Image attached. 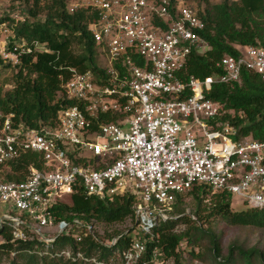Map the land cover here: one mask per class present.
I'll list each match as a JSON object with an SVG mask.
<instances>
[{"label":"built area","instance_id":"built-area-1","mask_svg":"<svg viewBox=\"0 0 264 264\" xmlns=\"http://www.w3.org/2000/svg\"><path fill=\"white\" fill-rule=\"evenodd\" d=\"M18 6L7 12L10 20L0 22V57L12 65L25 53L43 50L37 41L10 43L13 26L30 17ZM66 9L96 14L88 29L107 75L100 81L90 70L72 69L61 98L74 103L58 110L54 125L32 128L0 111V166L26 152L38 153L43 162L41 168L30 165L21 180L0 176V202L10 207L9 213L0 211V224L10 226L12 240L36 237L49 244L59 234L80 240L95 231L93 220H57L52 214L76 186L99 198L126 193L136 198L137 235L118 261L91 258L95 264H138L146 250L143 235L173 218L177 195L196 185L264 209V140L237 135L235 126L219 119L221 104L206 96L215 82L240 81L243 69L264 78V48L239 46L238 55L225 54L216 62L222 72L183 80L190 55L210 48L202 34L205 22L192 3L66 0ZM105 114L117 118L104 121ZM115 242L112 237L104 243ZM60 254L89 260L81 252L73 256L69 248Z\"/></svg>","mask_w":264,"mask_h":264},{"label":"trees","instance_id":"trees-1","mask_svg":"<svg viewBox=\"0 0 264 264\" xmlns=\"http://www.w3.org/2000/svg\"><path fill=\"white\" fill-rule=\"evenodd\" d=\"M14 1H18V7L27 11L30 17L13 26L14 36L10 43L22 39L28 43L37 41L43 50L25 53L18 64L12 65L17 68L12 77V87L3 90L0 86V111L12 113L15 123L32 128L51 126L55 124L58 110L74 103L65 96L61 98L64 95L63 83L72 69L90 70L100 81L105 80L107 73L105 68L99 66L98 46L88 29V23L96 20V14L85 9L70 13L66 9V0ZM200 1L204 3L202 10H199L205 22L202 34L210 48L204 54L193 52L190 55L181 74L183 80L222 72L216 62L225 54L238 55L239 46L264 48V0ZM4 20H10L8 13L0 16V22ZM77 45L81 47L80 51L76 50ZM132 59L141 63L138 56ZM206 96L221 104L219 119L235 126L237 135L264 140V78L260 74L243 69L240 81L215 82L206 91ZM101 118L110 121L117 116L105 114ZM30 165L42 167L38 153L26 152L16 161L0 166V176L5 180H21ZM187 192L192 193L197 201L195 216L184 211L183 194ZM187 192L177 195L173 204V218L160 221L150 233L143 235L146 250L138 264L143 261L164 264L166 260H172L173 264H191L185 263L183 258H198L200 255L194 249L185 252L186 246H198L204 237L207 238V257L216 264H233L236 258L234 254L239 255L245 264H251L253 260L264 264V249L255 246L244 247L234 243L223 255L217 233L211 226L217 220H222L228 224L264 227V209L246 206L233 210L231 202L234 199L230 193L212 191L203 184ZM209 194V201L203 203ZM135 201L132 193L114 196L110 200L86 195L82 187L76 186L66 198L52 207V214L57 220L71 221L79 216L85 222L93 220L95 223L111 224L130 218L133 225L124 231L111 233L87 231L80 240L72 235L59 234L52 243L46 244L36 237L26 241L12 240L10 226L2 223L0 264L3 255L7 256L8 264H95L91 258L97 263L116 262L137 235L133 213ZM180 221L187 223V227L177 231L175 226ZM206 223H209L208 227L203 226ZM112 237H116V242L106 245L105 240ZM63 248H69L73 256L81 252L89 260L66 257L60 254Z\"/></svg>","mask_w":264,"mask_h":264},{"label":"rangeland","instance_id":"rangeland-1","mask_svg":"<svg viewBox=\"0 0 264 264\" xmlns=\"http://www.w3.org/2000/svg\"><path fill=\"white\" fill-rule=\"evenodd\" d=\"M212 2H218L220 0H210ZM198 10H202L204 3L200 0H192L190 1ZM17 2L14 0H8L3 2L0 5V15L3 13H7L12 8H15L17 6ZM4 45V36L0 33V48ZM76 50L80 51L81 47L76 46ZM97 60L98 63L102 64L104 63L103 57L98 52L97 54ZM8 65V66H7ZM16 67L12 66V64H8L6 61H2L0 63V86L2 85V89H8L11 88L13 85L12 77L13 74L16 71ZM210 194L203 199V203L208 202L210 199ZM65 196L64 198H66ZM183 202H184V211L185 213H192L195 216L194 210L196 207V199L192 195V193L187 192L183 194ZM247 205L245 203H242L241 201L234 199L231 202V208L233 210H240L244 209ZM0 211L1 212H10V207L8 204L0 202ZM133 225V221L130 218H127L123 222H116L111 224H103V223H95V230L99 233H111L114 231H124L126 228H129ZM204 227H208L209 223L203 224ZM212 228L217 233L218 242L220 244L221 253L223 255L227 254L228 247L231 244L237 243L241 244L244 247H258L261 249H264V227H257V226H251V225H234V224H228L225 221L217 220L215 223H212ZM187 227V223L184 221H180L175 226V230L180 231L184 230ZM206 244H207V238L204 237L199 241L198 246H186L185 252L189 251L190 249H194L195 253H198L200 257L198 258H189V256H186L183 258V261L185 263L189 262L191 264H216V262L207 257L209 254H207L206 250ZM187 255V254H186ZM189 255V254H188ZM10 257L12 256L9 255ZM235 262L233 264H245L244 260L240 258L239 255L234 254ZM189 259V260H188ZM8 258L7 256L1 257L2 264H8ZM164 264H173L172 260H166ZM251 264H261L258 261L253 260Z\"/></svg>","mask_w":264,"mask_h":264}]
</instances>
